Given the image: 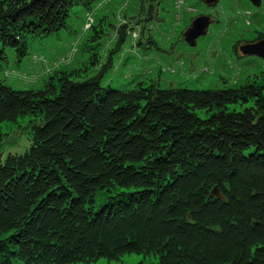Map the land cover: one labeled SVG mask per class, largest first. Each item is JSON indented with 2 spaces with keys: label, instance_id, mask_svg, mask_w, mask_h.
<instances>
[{
  "label": "trees",
  "instance_id": "1",
  "mask_svg": "<svg viewBox=\"0 0 264 264\" xmlns=\"http://www.w3.org/2000/svg\"><path fill=\"white\" fill-rule=\"evenodd\" d=\"M90 1L0 0V59ZM141 31L136 44H153ZM77 73L0 80V125L27 116L29 141L0 152V264H264V84L117 89Z\"/></svg>",
  "mask_w": 264,
  "mask_h": 264
},
{
  "label": "rangeland",
  "instance_id": "2",
  "mask_svg": "<svg viewBox=\"0 0 264 264\" xmlns=\"http://www.w3.org/2000/svg\"><path fill=\"white\" fill-rule=\"evenodd\" d=\"M201 14L209 15L212 21L205 34L188 45L182 31ZM136 16H140L139 23L133 24ZM62 22V27L46 35L24 34L25 50L19 56L4 47L0 80L12 89L25 90L42 87L59 71H78L86 76L101 71L100 85L117 89L149 80L160 88H223L245 81L264 84V61L259 56H240L236 51L237 44L264 34V0L258 6L249 0H217L213 6L201 0H91L87 7L80 3L68 7ZM92 28L100 37L92 39ZM140 29H144L143 36L147 32L152 37L153 44H136L142 35ZM120 30L125 33L118 43ZM93 55L97 61L91 63ZM108 58L110 64L105 66ZM27 119L23 116L0 125L2 158L27 148ZM102 200L97 195L93 207ZM76 264L157 263L152 257L128 254L118 260L100 258Z\"/></svg>",
  "mask_w": 264,
  "mask_h": 264
},
{
  "label": "water",
  "instance_id": "3",
  "mask_svg": "<svg viewBox=\"0 0 264 264\" xmlns=\"http://www.w3.org/2000/svg\"><path fill=\"white\" fill-rule=\"evenodd\" d=\"M207 6H213L216 4L217 0H201ZM249 2L258 6L260 0H249ZM212 19L209 15H197L188 24V26L182 31L183 40L188 45H194L195 39L201 35H204L208 25L211 23ZM236 51L240 56L254 55L259 56L264 61V37L243 41L236 45ZM213 195H217L215 190L212 191Z\"/></svg>",
  "mask_w": 264,
  "mask_h": 264
},
{
  "label": "flooded vegetation",
  "instance_id": "4",
  "mask_svg": "<svg viewBox=\"0 0 264 264\" xmlns=\"http://www.w3.org/2000/svg\"><path fill=\"white\" fill-rule=\"evenodd\" d=\"M260 1H261V0H260ZM262 37H264V34H263V35H262V34L259 35L257 39L262 38ZM245 41H250V40H245Z\"/></svg>",
  "mask_w": 264,
  "mask_h": 264
}]
</instances>
